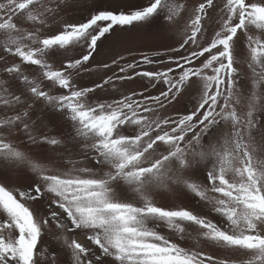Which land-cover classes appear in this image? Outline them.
Listing matches in <instances>:
<instances>
[{
    "label": "snow or ice",
    "instance_id": "obj_1",
    "mask_svg": "<svg viewBox=\"0 0 264 264\" xmlns=\"http://www.w3.org/2000/svg\"><path fill=\"white\" fill-rule=\"evenodd\" d=\"M0 264H264V0H0Z\"/></svg>",
    "mask_w": 264,
    "mask_h": 264
},
{
    "label": "rangeland",
    "instance_id": "obj_2",
    "mask_svg": "<svg viewBox=\"0 0 264 264\" xmlns=\"http://www.w3.org/2000/svg\"><path fill=\"white\" fill-rule=\"evenodd\" d=\"M130 87H132V88H136L137 87V85H135V84H132V85H130ZM222 254V253H221Z\"/></svg>",
    "mask_w": 264,
    "mask_h": 264
}]
</instances>
